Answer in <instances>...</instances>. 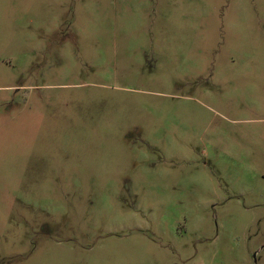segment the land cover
I'll use <instances>...</instances> for the list:
<instances>
[{"label":"rangeland","instance_id":"rangeland-1","mask_svg":"<svg viewBox=\"0 0 264 264\" xmlns=\"http://www.w3.org/2000/svg\"><path fill=\"white\" fill-rule=\"evenodd\" d=\"M0 264H264V0H0Z\"/></svg>","mask_w":264,"mask_h":264}]
</instances>
